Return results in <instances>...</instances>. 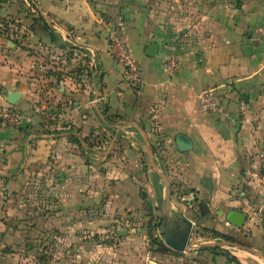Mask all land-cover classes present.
Masks as SVG:
<instances>
[{
  "label": "crops",
  "instance_id": "crops-1",
  "mask_svg": "<svg viewBox=\"0 0 264 264\" xmlns=\"http://www.w3.org/2000/svg\"><path fill=\"white\" fill-rule=\"evenodd\" d=\"M23 1L0 0L17 23L0 30V105L22 117L0 123V264H264V163L248 159L264 154V0H207L183 35L115 32L135 86L107 0Z\"/></svg>",
  "mask_w": 264,
  "mask_h": 264
},
{
  "label": "rangeland",
  "instance_id": "rangeland-1",
  "mask_svg": "<svg viewBox=\"0 0 264 264\" xmlns=\"http://www.w3.org/2000/svg\"><path fill=\"white\" fill-rule=\"evenodd\" d=\"M104 11V18L110 23L109 31L117 32L118 36H123L128 30V24L137 25L138 31L146 38L158 34H180L183 35L186 29L194 28V23L207 16L208 9L213 7V2L207 0H107ZM220 3L225 0H218ZM229 1V0H226ZM105 3V4H106ZM218 3V2H216ZM235 3V2H234ZM24 11L28 14H35L34 4L27 0L23 1ZM210 5V6H209ZM209 6V7H208ZM213 15V13H212ZM115 17L116 19L112 18ZM11 21L15 26L14 18L0 14V30L5 26V22ZM130 25V26H132ZM123 38V37H122ZM263 152L257 153L256 157L250 156L249 161H260L264 163ZM254 157V159H253ZM260 173L264 176L263 167H259ZM255 172V171H254ZM236 192H240L236 190Z\"/></svg>",
  "mask_w": 264,
  "mask_h": 264
},
{
  "label": "built area",
  "instance_id": "built-area-1",
  "mask_svg": "<svg viewBox=\"0 0 264 264\" xmlns=\"http://www.w3.org/2000/svg\"><path fill=\"white\" fill-rule=\"evenodd\" d=\"M27 2V0H26ZM16 26L11 21L5 22V26L1 31L14 32ZM66 41V40H64ZM112 48L111 53L114 60L122 68L123 80L132 86L137 85L141 81V69L139 63L131 56L129 50L124 45V42L113 32L112 36ZM165 66L167 70L173 71L176 67L175 57L167 55L164 58ZM88 69L86 76L95 84L96 78L98 77V70L95 60L92 55L89 56V63L87 64ZM198 107L201 111L214 110L216 108V96L212 89L206 88L198 94ZM22 121L20 113L12 108V106L0 105V123L3 125L18 126ZM115 128L122 129L119 124L115 125ZM203 241V240H202Z\"/></svg>",
  "mask_w": 264,
  "mask_h": 264
},
{
  "label": "water",
  "instance_id": "water-1",
  "mask_svg": "<svg viewBox=\"0 0 264 264\" xmlns=\"http://www.w3.org/2000/svg\"><path fill=\"white\" fill-rule=\"evenodd\" d=\"M156 49H157V45L155 43H151L147 47L146 55L153 56L156 52ZM17 99H18V94L16 92H12L7 95V102L10 105L14 104L17 101ZM178 140L179 142L177 144V147L180 151L185 150L189 147L188 139L185 136H179ZM229 220L234 224H240L243 220V216L237 212H233L229 215Z\"/></svg>",
  "mask_w": 264,
  "mask_h": 264
},
{
  "label": "trees",
  "instance_id": "trees-1",
  "mask_svg": "<svg viewBox=\"0 0 264 264\" xmlns=\"http://www.w3.org/2000/svg\"><path fill=\"white\" fill-rule=\"evenodd\" d=\"M222 237V236H221Z\"/></svg>",
  "mask_w": 264,
  "mask_h": 264
}]
</instances>
